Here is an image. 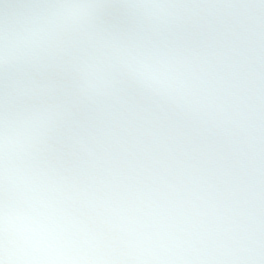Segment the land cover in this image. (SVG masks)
I'll list each match as a JSON object with an SVG mask.
<instances>
[{
	"label": "clouds",
	"instance_id": "obj_1",
	"mask_svg": "<svg viewBox=\"0 0 264 264\" xmlns=\"http://www.w3.org/2000/svg\"><path fill=\"white\" fill-rule=\"evenodd\" d=\"M0 264H264V0H0Z\"/></svg>",
	"mask_w": 264,
	"mask_h": 264
}]
</instances>
